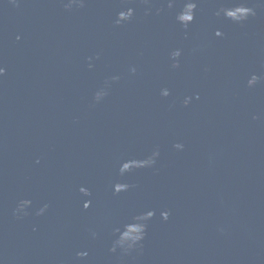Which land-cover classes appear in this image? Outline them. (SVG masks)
Wrapping results in <instances>:
<instances>
[{
    "label": "water",
    "instance_id": "obj_1",
    "mask_svg": "<svg viewBox=\"0 0 264 264\" xmlns=\"http://www.w3.org/2000/svg\"><path fill=\"white\" fill-rule=\"evenodd\" d=\"M0 66V264H264V0H0Z\"/></svg>",
    "mask_w": 264,
    "mask_h": 264
},
{
    "label": "clouds",
    "instance_id": "obj_2",
    "mask_svg": "<svg viewBox=\"0 0 264 264\" xmlns=\"http://www.w3.org/2000/svg\"><path fill=\"white\" fill-rule=\"evenodd\" d=\"M196 7V5L194 3H188L184 6V11L179 14L178 16V19L182 22L185 23V26L187 24L188 21H191L192 20V10ZM250 10L249 9H245V8H238L236 9L235 11H230L227 13L228 16L232 17L233 19L235 20H240V19H243L244 18V14L249 12ZM239 13V15H238ZM131 14V9H129V11L127 13L125 12H121L119 15L121 17H127ZM254 14V13H253ZM174 55H178V52L177 53H174ZM175 66V65H174ZM4 73V68L2 66H0V75H2ZM255 79V77L253 78ZM29 202L28 201H21L20 202V206L23 207V205H26L28 204ZM47 207V206H45ZM44 209H40V212H43ZM13 214L15 215V213L13 212ZM39 214V213H38ZM77 256L80 255V253H77L76 254Z\"/></svg>",
    "mask_w": 264,
    "mask_h": 264
}]
</instances>
